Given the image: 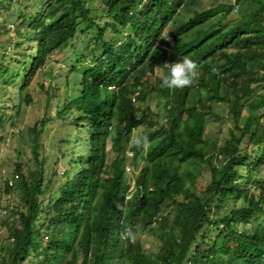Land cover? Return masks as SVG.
I'll return each instance as SVG.
<instances>
[{"label": "trees", "instance_id": "obj_1", "mask_svg": "<svg viewBox=\"0 0 264 264\" xmlns=\"http://www.w3.org/2000/svg\"><path fill=\"white\" fill-rule=\"evenodd\" d=\"M200 1L40 0L34 11L18 13L16 40H0L2 91L16 84L19 102L29 104V96L23 100L19 92L35 73L52 80L55 57L67 49L74 52V63L83 59L81 44L74 43L78 37H87L82 49L95 64L73 74L71 96L63 97L56 113L59 122L74 126L58 141L64 148L57 160H66L59 176L51 178L57 160L48 168L39 152L50 118L35 122L25 138L12 133L19 135L16 155L23 162L12 163L14 175L3 183L4 193L18 189L19 197L2 207L11 218L0 264H264V224L259 222L264 180L257 178L264 168V123L256 115L264 109V93L253 95L254 84H264V0H248L254 9L225 27L211 20L232 12L233 5L193 11ZM4 3L0 0L6 8ZM25 41L35 44L32 52L17 53ZM6 48L17 60L5 63ZM165 59L192 65L193 84L172 88L173 67H166ZM12 61L20 67L13 68ZM156 69L165 75L156 76ZM136 86L149 91L142 103L154 94L168 105L162 117L130 101ZM39 87L44 89L42 83ZM1 90L0 129L9 120L6 111L18 110L17 104L6 105ZM45 93L53 94L50 84ZM217 103L228 107L233 122L221 146L206 133V114L215 115ZM245 140L255 147L251 159L240 148ZM108 148L114 156L106 162ZM128 149L139 156L128 155ZM218 153L221 160L214 163ZM125 165L138 169L127 200L132 176ZM202 165L209 170V183L198 196L194 182ZM53 184L48 201L40 204L37 196ZM229 197L240 200L239 207L211 218L210 208ZM164 200L171 204L162 214ZM217 222L228 236L210 239L209 226ZM142 228L156 239L155 250L143 249L133 237Z\"/></svg>", "mask_w": 264, "mask_h": 264}, {"label": "rangeland", "instance_id": "obj_2", "mask_svg": "<svg viewBox=\"0 0 264 264\" xmlns=\"http://www.w3.org/2000/svg\"><path fill=\"white\" fill-rule=\"evenodd\" d=\"M40 0H5L4 6L6 8L2 7L0 5V22H3L4 24L2 26H5L7 29V36H5V33H2L3 31H0V40L2 41L6 37L9 38L11 36V40L15 41V29H18V23L20 22L21 16L19 17V14L21 11L30 13L35 10L33 4L39 3ZM27 4L28 7H26L24 4ZM219 3H224V0H219L217 2L211 1L210 3L206 0L200 1V4L193 8V11L200 10L204 7H214ZM34 5V6H35ZM256 5L254 3H249L248 0H243L240 2L237 6L236 11H232L231 14L227 15L223 19H220L221 23H231L237 20L241 15L246 14L254 9ZM217 18V17H215ZM212 18L211 21H215L216 19ZM264 24V22H263ZM1 26V24H0ZM81 37H78L77 41L74 43H80L81 46L79 47L78 51L83 54V59L80 60V63H74L72 52L70 49H67L63 53H60L55 58L56 60L52 64V73L56 76L52 77L51 79L41 77L39 73H35V75L31 78L29 85L22 89L19 94L20 97H23L25 95L29 96L30 103L23 102L22 100L19 102L18 96L16 93H18L17 85L13 83L7 84L5 88L2 91V98L3 101L6 103V105L11 106L12 104L18 106V110L16 111V108H12V110L6 111V116L9 120L5 121V124L2 129H0V163L4 159V164L0 166V246L4 244V241L7 236V226L8 222L10 221L11 215L2 207L9 203L12 204V201H17L19 197V190L13 189L10 194L4 193L3 190V183L4 180L11 179L12 174V163L17 162H23L17 155L16 150L18 147H20L21 142L19 143L17 141V138H19V135L21 138H25L27 134V130L35 125V122H38L40 119L44 118H50V120L46 121L45 125L43 126V133L39 138L38 143L41 144V147H39V152L42 153V155L46 158L45 165L48 168H51L50 163L54 162L59 158L58 153L62 152L64 145L59 147L58 141L63 137L72 132L73 124L71 122H59L57 118V111L61 108L62 103H65V98L63 100V97L66 95L71 96L70 90L72 83V76L73 74H80L81 70H84L85 67L91 68L93 64H95V61H91L90 58L92 55L89 53H86L84 49H82V46H86L88 39L87 37L83 38L84 40L80 39ZM82 41V43H81ZM11 43V41H9ZM34 43L31 41L27 42L25 41L23 43V47L21 50H18L17 53L21 52L22 50H25V48H28L29 53L32 52L34 48ZM9 48H6L7 54L4 52L5 63L9 62V60H17L16 55H12L13 51H9ZM2 51V50H1ZM9 51V52H8ZM28 53V54H29ZM16 54V52H15ZM98 55V53H96ZM11 62L10 65L13 68H19L20 65L17 62ZM49 66V65H48ZM45 72L48 71V69L44 68ZM154 74L158 77L164 76V71L160 69H156ZM78 77V76H77ZM70 80V81H69ZM154 80H151V83ZM1 82V81H0ZM67 82V83H66ZM70 82V86H69ZM16 83V82H15ZM18 83V82H17ZM40 83L43 84L44 89L41 90L39 85ZM51 85V90L53 91V94L46 95L45 88H47L48 85ZM1 85V83H0ZM69 86V87H68ZM1 87V86H0ZM264 93V84L262 83H256L253 86V95L257 94H263ZM142 94V92H141ZM1 96V95H0ZM24 100V99H23ZM146 102H149L152 112H156L158 115L162 117V112L164 111L166 104L165 103H158V99H154L153 97L147 98ZM58 103V104H57ZM20 104V105H19ZM16 111V112H15ZM213 112L215 115L206 114L207 119V128L206 133L210 136H212L216 140V144L221 146L223 139L228 136V131L230 129L233 130V122L230 115V111L228 110V107L223 103H217L213 106ZM244 112V111H243ZM256 115L259 117L261 123H264V109H260L256 111ZM57 121H56V120ZM160 119V118H159ZM13 123V125H10V123ZM160 122H164L163 119H160ZM19 131V135H12L13 132ZM22 133V134H21ZM137 131L132 132V137L135 138L137 135ZM80 139V136H77L74 140ZM16 146L17 149H16ZM241 150H246L248 153L249 159H251L252 155L254 154V151H252V148H255L253 145H251L250 142L247 140L243 141V143L240 146ZM62 149V150H61ZM84 149L81 150V154L84 153ZM54 156V158H51ZM112 152H109V148L106 151V162H109L113 158ZM222 155L219 153L216 155V159L214 160V163L221 160ZM19 158V159H18ZM20 160V161H19ZM66 160L61 159L57 160V166H56V172H53V175L51 178H56L59 176L64 169V163ZM75 165H78V161L74 159ZM82 164L84 163L81 162ZM28 164V163H27ZM80 164V163H79ZM73 167V166H72ZM70 167V172L75 173L76 169ZM31 169V168H30ZM49 171H45L46 175L45 177L49 178ZM238 172L243 174L245 172L244 166L240 165L238 167ZM26 174V172H24ZM27 175V174H26ZM72 175V174H71ZM259 176L257 178L264 180V168H261L260 172L258 173ZM56 176V177H55ZM129 177V173L127 175ZM44 177V178H45ZM18 180V179H17ZM209 183V170L207 168V165H202L199 171V174L197 176L195 184V190L198 196L203 195L202 191L206 184ZM13 188L15 186L13 185ZM51 188H55V184L49 187V189L42 191L41 194L37 196V201L40 204H46L48 201V194L51 190ZM18 190V191H17ZM129 192V189H128ZM130 195V193H129ZM182 198L178 197L177 200L180 201ZM12 200V201H11ZM163 205H161L160 212L163 214L166 210V205H170V201L164 200L162 202ZM165 204V205H164ZM241 204L240 200H233L231 197L225 199L223 202H221L217 209L214 207L210 208L209 215L211 218H215L216 215L222 216V215H228L232 209L235 207H239ZM259 222L261 224H264V216L261 215L259 218ZM238 224H235L234 227L237 228ZM209 238H214L218 233H221V238H226L228 236L227 230H225L221 224V222H217L216 224H211L209 226ZM134 238H139L140 244L142 245L143 249L150 251L155 250L154 248L157 246V241L154 239L148 232H146V229H139L138 231L134 232L133 234ZM204 241V240H203ZM3 251L0 250V260L2 257ZM24 264H32L31 261H25Z\"/></svg>", "mask_w": 264, "mask_h": 264}, {"label": "clouds", "instance_id": "obj_3", "mask_svg": "<svg viewBox=\"0 0 264 264\" xmlns=\"http://www.w3.org/2000/svg\"><path fill=\"white\" fill-rule=\"evenodd\" d=\"M219 4L220 5H222V4H224V5L225 4L233 5L234 9L232 11H236L237 10V6H238L239 3L238 4H235V0H224V3H219ZM231 13L232 12L227 13V14L219 13V14H217L215 16L217 18H215V17H213V18L216 19L215 21L219 22V26L225 27V26L228 25V23H221L220 22V19H223L224 17H226L227 15H229ZM163 48H165V47L163 46ZM230 50H233V49L230 48ZM169 55H170V53H169ZM164 62H165L164 65L166 67L167 66H170V65L173 67L172 68V72H170L168 74V80L171 81L172 88L175 87L176 89L181 90L185 85H190L192 83L193 77H196L197 76V72L195 71V68L194 67L191 68L192 65H190L189 67L186 66L182 59L177 60L176 62H170L167 59H165ZM186 68H187V71H186ZM215 70H216V68H215ZM151 84H154V83H151ZM194 87L196 88V86H194ZM143 91L144 90L140 86H136L134 88L133 93L129 96V99H130V101L132 103H134L135 105L139 106L140 107L139 109L141 111H143L145 109V107H147V106H148V108H149L150 111H153L150 108V104H148L149 102L144 101V103H142L140 101V99H142L144 96H146L149 93V91H147V92L144 91L145 92V94H144ZM141 92H142V94H141ZM150 96L153 97L154 94L149 95L147 98H149ZM154 99H155V97H154ZM167 106L168 105L166 104V107H165L164 111L162 112V115H164ZM154 113H156V112H154ZM132 139H134V138L132 137ZM138 144H139V147L142 146V142L137 143V145ZM135 151L128 149L127 150V154L128 155L135 154V155L139 156V154L138 153H135ZM138 151H139V149H138ZM124 169H125L126 175L129 173V176H132V179H131L132 181H130L129 188H128L129 189V192H128V190L126 191L127 193H126V196H125V200H127V199L130 198L129 193L131 194V192H133V190H132V188L134 186V180H133V178L136 177V174H137V170L138 169H137V167H134V168L132 167L131 168L129 165H125V168ZM130 172H131V174H130Z\"/></svg>", "mask_w": 264, "mask_h": 264}]
</instances>
